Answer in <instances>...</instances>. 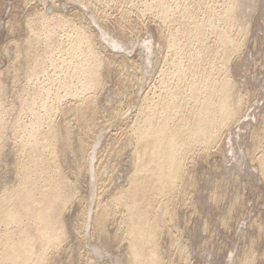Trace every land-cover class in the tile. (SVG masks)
<instances>
[{"label": "bare ground", "instance_id": "obj_1", "mask_svg": "<svg viewBox=\"0 0 264 264\" xmlns=\"http://www.w3.org/2000/svg\"><path fill=\"white\" fill-rule=\"evenodd\" d=\"M82 1L95 6V9L97 5L112 6V9L123 6L122 0ZM185 1L127 0L124 7L119 8H122L121 18L123 16L124 18L127 17V21L128 15L131 16V10L135 7L136 9L139 8V12L141 11L144 16L152 15L155 19H158L167 32V37L164 39L166 40V47H168L166 48L168 51L165 50V56L168 55V57H165L166 60L162 62L164 65L161 66L162 70L160 69L159 84L156 87L151 83L156 89L150 94L145 92L144 97L141 96L142 99L138 105L136 104L137 108H135L134 115H131L133 118L131 117L130 123L127 124V121H124L126 118H123L124 115L119 114L120 111H118L119 113L113 111L110 115L111 122L107 124L110 126L111 123L119 125L121 121L126 122L128 126L127 134L132 145V151L129 154L131 156V159L129 158L131 160L129 161L131 171L128 176L125 175L127 177L125 187L115 191L112 195L110 192L111 197L103 205L98 202L99 213L96 218L97 224H95L97 226L95 227H98L103 238L104 236L108 237L107 239L113 242L112 244L114 242L118 243L121 252L120 249L118 251L122 255L119 258L123 259L124 264H165L161 256L163 255L161 244H165L166 240L160 243V237H164L162 233L167 230L168 219L172 216L171 204L174 203L176 197L179 198L177 195L182 190L185 191L182 186L185 185L183 183L188 177V171L186 172L190 168L189 166H187L188 169L186 168L187 162L190 161L188 159L195 151L210 152L209 149L219 142L227 125L239 114L243 103V98L236 93L238 92L235 87L237 83L227 75L225 68L235 52L233 50H236L238 44H240L236 42L237 40L231 31L235 29L234 26L239 24L242 25L240 28L243 32L246 25L245 19L251 13L253 14L257 6L255 3L257 0H228L218 10L217 7L215 8L217 6L215 3L214 6L210 4L211 1L209 3L203 1L204 3L201 4L200 0L199 10L194 8L195 5L192 7ZM38 12L37 14L35 12L32 15L33 17H28V20L27 17L26 20L24 19L27 22L25 24L28 26L30 36L27 37V41L24 39L26 42L24 41L25 45L23 43V47L25 48H16L17 56L23 57L25 60L24 62L22 59L25 70L22 69L20 64L19 68L21 67L20 70L24 71L23 75L32 84L30 91H27L30 97H27L26 100L24 98V101L20 102V112L17 113H25L27 120L23 119L24 121H22L17 115L15 117L16 121L13 124L11 122L12 126L9 122V127V115L6 119L8 112L4 109L2 101H0V160L2 159V151H4L2 149L5 147L3 145L7 140L5 135L8 136V128L6 127H9V130L11 127L14 129V137L12 138H14L15 143H13L15 155H18V169L12 179L13 182L11 184L3 183V186L0 184V264H50L51 254L63 250L59 249L64 241V236H66L64 233L67 232L62 221V215L64 205L71 199L70 194L72 192L70 194L66 192L68 181L62 173L63 167L61 168V156L59 154L60 143L58 144L59 131H57L58 128L54 124V115H57L61 108L59 104L67 99H72V102L74 100L75 109L83 114L88 105L93 103L92 94L101 84L100 70L105 64L103 61L105 59L97 52L99 49H95V44L90 40V34L88 35L83 29V25L80 24L82 28L78 23L75 24L74 21L73 23L69 19L72 24L66 17L65 19L64 16L60 17V14L58 17H52L56 14L52 15L49 12V15L51 14L49 17L47 13L46 16L39 15ZM135 12L137 13V11ZM57 30L64 32L62 37L59 34L57 35ZM106 36L109 37L110 35ZM109 43L114 45L113 42ZM125 43L120 42L122 46ZM149 43L148 45H150ZM127 47L130 46L126 45ZM143 47L142 45L141 48ZM145 47L147 48L146 45ZM149 47L151 48V46ZM115 48L118 47L115 46ZM127 49H124V51ZM151 53H149V56L152 55ZM16 66L18 65L16 64L15 68ZM19 68L15 70H19ZM1 87L2 84L0 83V90ZM130 108L133 111L134 107L131 106ZM57 109H59L58 112ZM83 118L87 120V117ZM104 124L106 125V123ZM65 128L68 127L65 126ZM110 128L113 127L110 126ZM105 130L107 129L105 128ZM67 136H69L68 133ZM69 138H65L68 144L70 143ZM75 149L80 150L76 147ZM260 153L258 156L259 168L264 174V150ZM105 168L108 169L107 165ZM103 171L108 173L106 170ZM116 174L118 177L120 173ZM93 175L94 173L92 176L90 174L91 177ZM115 175L113 174V178ZM121 175L123 176V174ZM120 176L119 178L122 177ZM186 182H188V179ZM111 186H113V182ZM95 187H97V184ZM102 189H99V192ZM90 196L92 197V195ZM95 199L98 198L93 200ZM95 208L97 207L95 206ZM88 212L89 210L86 213ZM110 220H113L111 223L115 224V233L111 232L112 236H109L110 229L107 228ZM172 225L174 226V223ZM109 227H111V224ZM178 243L180 244V242ZM167 245L168 243H166ZM173 245L175 246L176 243L174 242ZM107 246L109 247V245ZM164 248L166 247L164 246ZM173 248L175 249V247ZM170 250L171 248H169ZM181 250L185 249L182 248ZM182 251H180V254H182ZM121 258L120 260H122ZM118 263L120 262L118 261Z\"/></svg>", "mask_w": 264, "mask_h": 264}, {"label": "rangeland", "instance_id": "obj_2", "mask_svg": "<svg viewBox=\"0 0 264 264\" xmlns=\"http://www.w3.org/2000/svg\"><path fill=\"white\" fill-rule=\"evenodd\" d=\"M122 1L123 6H120L121 3L119 6L123 8L127 0ZM203 1L208 3L211 1L212 6L215 3L217 5L215 8L217 7L218 10L228 0H224L225 2H222V0H201V4L204 3ZM185 2L192 7L195 5L194 8L199 10L200 0H186ZM255 3L257 6L253 14L248 15L249 17L247 16L246 19L244 18L246 21L245 28L248 25L246 30L243 28L242 32L240 28L242 25L237 24V27L234 26L235 29L231 31L237 40L236 42L240 44H238L239 49L237 47L236 50H233L235 52L225 68L227 75L237 83H235L238 91L236 93L243 98L242 106L239 114L228 124L229 126L227 125L225 131L223 130L222 137L215 144L217 146L214 145L211 147L212 149H209L211 153L209 151L204 153L203 151H195L188 159L190 160L186 164L187 169V166L190 167L186 170V172L188 171V182H186V179L183 183L185 185L182 186L185 191L182 190L177 195L179 198L176 197L174 203L171 204V218H173L172 220L171 218L168 219L167 230L164 231V233L166 232L165 235L162 233L164 237H167H160V243L166 240L167 246L171 248L169 251L166 243L161 244V247H163V255L161 256L165 264H264V174L259 168L258 161L260 152L264 150V0H257ZM100 6L97 5L95 9V6L86 4L82 0H0V80H2L0 81L2 84L0 101L4 104V109L10 113L6 114V119L9 117L8 126L11 122L13 124L16 121L15 117L17 115L22 121H24L23 119L27 120L25 113H17L20 112V102L24 101V98L26 100L27 97H30L27 91H30L32 84L23 75L25 65L22 63L25 62L24 58L18 57L16 54L19 47L25 48L23 47L25 45L24 41L30 36L27 22L24 21L26 17L28 20V17L34 15L35 12L37 14L39 11V15H46V13L49 17L51 14H56L52 17L61 15L60 17L64 16V19L66 17L67 20L74 21L75 24L83 25L84 28L80 26L88 35H91V37L89 35V38L95 44L93 46L96 50L99 49L97 52L105 59L103 60L105 64L100 70L101 84L92 94L93 105L90 104L88 105L89 109L86 108L89 112L93 111V115L86 110L84 111L85 114L84 112L82 114L81 111L75 109V101L72 102V99L63 100L59 104L61 106L60 110L57 109V112L58 110L59 112L57 115L55 114L56 116L54 115V124L58 128L57 131H59L58 144L60 143L59 154L61 156V168L63 167L62 173L68 181L66 192L69 194L72 192L73 195L70 194L71 199L64 205L62 215V221L67 232L64 233L66 236H64V241L59 249L63 250L51 254L50 264L123 263V259L120 257L122 259L120 260L119 258L122 255L118 243L114 242L112 244L113 242H110L107 239L108 237L105 236L104 238L107 240L104 239L102 234L99 233L98 227H95L97 226L95 224H97L96 218L99 213L98 202L103 205L115 191L127 185V183L125 185V181H127L126 176L131 171L129 169L131 167L129 162L131 156L129 154L132 151V145L127 134V124L132 120L133 116L131 115H134L135 108H137L142 97L146 93H152L156 89H154V86H158L161 68L164 65L162 62L166 60L165 57H168V55L165 56L168 51L166 50L168 47H166L165 40L167 32L158 19H155L152 15L144 16L141 11L139 12L140 9L135 7L131 10L132 13L130 11L131 16L128 15V21L127 17H122L124 21L121 18L122 14L120 15L122 8L119 9L120 7L117 6L112 9V6H109L110 8L104 5ZM93 7L94 9H92ZM104 10L106 11L104 12ZM70 20L69 22H71ZM101 29L105 30L104 32L107 34H103V31H100ZM59 31L57 30V35L59 34L62 37L64 32ZM108 34L111 37H107ZM115 39L116 41L119 40L116 42ZM119 41L126 43L122 46ZM109 42H113L114 45ZM148 42H150V45H148ZM17 44L19 45L16 46ZM126 45L132 46L131 49L130 47H127V49ZM142 45L143 48H141ZM115 46L118 48H115ZM123 47L127 49L126 52ZM144 50L145 52H152V55L149 56L148 52L144 54ZM153 51H155L154 54ZM16 64L18 65L16 68L21 65L24 69L20 70V67L19 70H15ZM130 105L134 107L133 111ZM128 110H130L129 114ZM113 111H120L118 113L124 115L123 118H126L124 121H127V124L121 121L120 123H124V125L118 122L119 125L113 123V126L111 123L110 126L113 127L111 129L107 124L111 122L110 115ZM21 114L23 116H20ZM7 115L9 116L7 117ZM83 117H87V120ZM65 126L68 128H65ZM9 127H6L8 128V131L6 130L8 136L5 135L7 140L6 144L3 145V147L5 146L2 149L4 154L2 153V159L0 160L1 186L5 183L11 184L18 169V155H15V143L14 138H12L14 137V129L11 127L9 130ZM60 133L62 135H59ZM67 133L69 136H67ZM60 137L64 138L63 141ZM65 138H69L70 146H68L69 144ZM78 141H81L80 144ZM107 144L110 146H107ZM75 147L80 148L82 151L75 149ZM111 154H113L112 157ZM106 165L108 169L105 168ZM90 170L91 176L94 173V178L90 176ZM103 170L108 171V173ZM115 172L120 173L118 177ZM113 174H116L114 178ZM94 179L98 180H95V182ZM92 182H95L97 187ZM112 182L113 186H111ZM99 189H102L101 192H99ZM94 198L98 199L93 200ZM96 202L97 204H95ZM88 210L89 212L86 213ZM111 222L113 220H110L107 224L108 230L110 229L109 236H112L111 232L115 233V224ZM110 224L111 227H109ZM96 229L98 230L96 231ZM106 241L110 243L108 244ZM173 241L176 243L175 246ZM182 248L185 250L182 251ZM165 251L167 253L164 254ZM180 251H182V254H180ZM253 254L254 256H252Z\"/></svg>", "mask_w": 264, "mask_h": 264}]
</instances>
